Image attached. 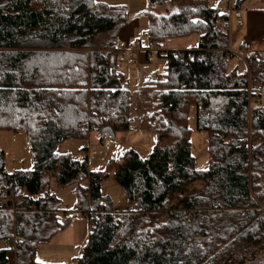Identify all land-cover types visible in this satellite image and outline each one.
Listing matches in <instances>:
<instances>
[{"label": "trees", "instance_id": "16d2710c", "mask_svg": "<svg viewBox=\"0 0 264 264\" xmlns=\"http://www.w3.org/2000/svg\"><path fill=\"white\" fill-rule=\"evenodd\" d=\"M243 1L235 0V9ZM170 3L173 13L153 10ZM148 5L151 42L192 34L199 42L193 50L166 51L161 76L135 95L138 127L157 140L146 157L128 149L109 162L137 203L118 212L101 196L107 169L90 171L86 155L55 148L105 127L114 134L132 129L134 96L113 66L126 6L0 0V130L26 131L33 153L32 169L8 172L0 150V198L11 196L0 205V241L22 237L15 264H44L35 259L38 245L80 214L89 230L77 264H264V51L246 56V71L228 70V13L207 0ZM249 79L261 84L257 103L249 100ZM193 107L196 129L208 136L206 169L194 167ZM51 179L59 186L88 179L72 212L47 189ZM10 251L0 249V264H8Z\"/></svg>", "mask_w": 264, "mask_h": 264}, {"label": "rangeland", "instance_id": "374dc122", "mask_svg": "<svg viewBox=\"0 0 264 264\" xmlns=\"http://www.w3.org/2000/svg\"><path fill=\"white\" fill-rule=\"evenodd\" d=\"M96 1L110 5H124L128 10V22L119 34L122 52L117 55V62L119 64L118 69L124 75L125 86L134 96L135 109L133 111L132 129L117 131L114 138L107 135L104 141L100 140V132L90 131L86 138L66 139L57 144L55 150L59 154L68 153L74 158H80L82 156L81 152L84 151L90 171L98 172L107 169V175L101 181V196L108 198L116 211H131L137 209V203L127 199L125 189L115 180L112 170L108 169V164L111 160L122 156L128 149L135 150L141 157L148 156L152 151L157 140V134L152 130H142L138 127L140 112L135 96L138 90L136 80L140 75V83H143L163 73L164 68L162 69L161 65L164 59L160 58L157 53L151 52V59L141 60L138 62L137 68L130 60L129 53L126 52L130 42L134 41L136 37L144 39L143 33L147 32L146 12L150 9L148 0ZM207 1L210 6L218 7L221 11L228 13L229 19L226 22V27L229 31L232 50L239 45L244 36H247L252 40V50L264 51V0H244L238 9H233L230 12L226 6L227 0ZM153 10L157 14H170L175 12L177 7L170 3L165 7L157 6ZM164 45L167 47L166 43ZM243 69L244 67L240 66V70ZM150 115L151 113L148 111V116L150 117ZM188 125L191 129L190 141L191 152L194 156V167L196 169H206L208 167V136L206 132L196 129L194 109L189 112ZM0 150L4 153V166L8 172L32 169L33 153L26 131L0 130ZM87 185L88 179L64 186H59L55 179H51L47 189L58 199L60 209L63 212L70 213L76 207L78 189ZM88 230L87 217L83 214L74 216L65 227L56 232L48 241L38 245L35 254L36 261L50 264L78 263L80 249L88 237ZM4 247H6V244L1 240L0 249ZM13 258L15 260V252ZM8 264H12L11 259H9Z\"/></svg>", "mask_w": 264, "mask_h": 264}, {"label": "crops", "instance_id": "0c3cea01", "mask_svg": "<svg viewBox=\"0 0 264 264\" xmlns=\"http://www.w3.org/2000/svg\"><path fill=\"white\" fill-rule=\"evenodd\" d=\"M228 1L229 0H227V4H226V6H227V9H228ZM229 11V10H228ZM135 35V34H134ZM148 34H147V32H144L143 33V37H144V39H141L140 37L139 38H137L136 37V39L134 40V41H132V42H130V43H133V42H136L137 43V49L136 50H134V51H128V46H127V53H129V55L131 56L130 57V60L132 61V63L133 64H135L136 65V67L138 68V62H140L141 60L143 61L144 59H151V52L153 53V52H155V53H157L158 54V56L160 57V58H162V59H164L163 58V55H164V53L166 52V51H179V50H193V49H196L197 48V46H198V42H199V35L198 34H192V35H189V36H187V37H181V38H170V39H166L164 42H163V44L162 43H160V44H158V43H156V42H151L150 40H147L146 39V36H147ZM243 40H247V41H249L250 43H251V45H253V43H252V40H250L247 36H244L242 39H241V41H240V43L243 41ZM119 43H120V41H119ZM129 43V44H130ZM164 43H166V45H167V47H165V45H164ZM239 43V44H240ZM126 46V45H125ZM159 46H162V50L161 51H159V49H158V47ZM122 46H121V44L119 45V49H120V51H119V53L118 54H120L121 52H122V48H121ZM230 47H231V44H230ZM252 48H253V46H252ZM253 51H261V50H253ZM117 54V55H118ZM162 66V69L163 68H165V61H163V64L161 65ZM240 66H243L244 67V69L243 70H240ZM237 68L238 69V71L241 73V72H244V71H246V69H247V65H246V63H244L243 61H241V60H239L236 56H232L231 58H230V63H229V65L227 66V68H228V70L229 69H231V68ZM119 70V69H118ZM120 71V70H119ZM121 72V71H120ZM123 74V73H122ZM124 76V75H123ZM141 77H140V75L138 76V79L136 80V82H137V84H138V89H139V87L144 83H140V79ZM158 78V76L156 77V78H154V79H157ZM146 82V81H145ZM123 86L126 88V89H128L126 86H125V82L123 81ZM129 90V89H128ZM138 91V90H137ZM136 91V92H137ZM135 92V93H136ZM192 109H194L195 110V108L193 107ZM195 120H196V118H195ZM88 238V237H87ZM86 241H87V239H86ZM86 241H85V243H86ZM84 243V244H85ZM84 244L82 245V247H81V249H80V256H81V254H82V248H83V246H84ZM40 251V250H39ZM11 255V254H10ZM79 256V257H80ZM79 257H78V259H79ZM42 263H48V262H42ZM48 264H50V263H48ZM53 264H59V263H53Z\"/></svg>", "mask_w": 264, "mask_h": 264}, {"label": "built area", "instance_id": "2783aa9c", "mask_svg": "<svg viewBox=\"0 0 264 264\" xmlns=\"http://www.w3.org/2000/svg\"><path fill=\"white\" fill-rule=\"evenodd\" d=\"M235 0H229L228 1V10L229 12L233 9H235ZM217 23L221 26L224 25V22L220 19L217 21ZM146 39L147 40H150L149 39V36L147 35L146 36ZM137 49V43L136 42H133V43H130L128 45V51H134ZM159 51L162 50V46H159L158 47ZM251 52H254L252 50V45L249 41L247 40H243L234 50H232L231 47L228 48L227 52H226V55L224 57V62H225V66L227 67L230 63V58L232 56H236L239 60L243 61L244 63H246L245 61V58L246 56L251 53ZM255 56H257L255 54ZM247 65V63H246ZM113 66L115 68H118L119 67V64L117 62V56H116V62L113 64ZM161 76V74L158 75V78ZM261 89V84L256 82V81H253L251 79H249V91H250V96H249V100L251 102H254V103H257L261 100V97L260 95L258 94L259 93V90ZM252 93H255L252 95ZM108 134L100 131V140L101 141H104L106 139ZM254 141H259V137L255 138ZM82 156L85 155L84 151L81 152ZM11 200V196H3L0 198V205H4V204H7L9 201ZM4 243L6 244V247L8 249H11V261H12V264H14L15 260L13 258V254L15 252V246L16 244H18L19 242H22L23 239L22 237L20 236H17L15 233L12 234L11 236H8L6 238L3 239ZM77 264V263H75Z\"/></svg>", "mask_w": 264, "mask_h": 264}, {"label": "water", "instance_id": "95a60500", "mask_svg": "<svg viewBox=\"0 0 264 264\" xmlns=\"http://www.w3.org/2000/svg\"><path fill=\"white\" fill-rule=\"evenodd\" d=\"M101 131L108 134L111 138H114V132L110 127H105Z\"/></svg>", "mask_w": 264, "mask_h": 264}]
</instances>
